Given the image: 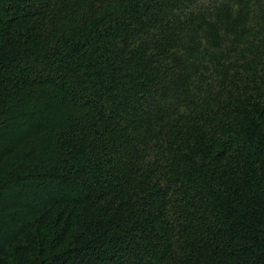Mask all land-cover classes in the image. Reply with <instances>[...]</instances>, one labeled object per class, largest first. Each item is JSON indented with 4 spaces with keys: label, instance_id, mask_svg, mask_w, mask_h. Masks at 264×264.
Listing matches in <instances>:
<instances>
[{
    "label": "trees",
    "instance_id": "trees-1",
    "mask_svg": "<svg viewBox=\"0 0 264 264\" xmlns=\"http://www.w3.org/2000/svg\"><path fill=\"white\" fill-rule=\"evenodd\" d=\"M0 264H264V0H0Z\"/></svg>",
    "mask_w": 264,
    "mask_h": 264
},
{
    "label": "rangeland",
    "instance_id": "rangeland-1",
    "mask_svg": "<svg viewBox=\"0 0 264 264\" xmlns=\"http://www.w3.org/2000/svg\"><path fill=\"white\" fill-rule=\"evenodd\" d=\"M29 197V196H28Z\"/></svg>",
    "mask_w": 264,
    "mask_h": 264
}]
</instances>
